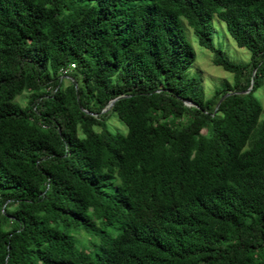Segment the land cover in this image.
Listing matches in <instances>:
<instances>
[{"label": "trees", "instance_id": "trees-1", "mask_svg": "<svg viewBox=\"0 0 264 264\" xmlns=\"http://www.w3.org/2000/svg\"><path fill=\"white\" fill-rule=\"evenodd\" d=\"M263 81L264 0H0V264H264Z\"/></svg>", "mask_w": 264, "mask_h": 264}, {"label": "rangeland", "instance_id": "rangeland-1", "mask_svg": "<svg viewBox=\"0 0 264 264\" xmlns=\"http://www.w3.org/2000/svg\"><path fill=\"white\" fill-rule=\"evenodd\" d=\"M188 36L192 43V48L195 53L194 60L188 68L190 73H197L200 77L201 86L205 97H208L213 92V88L224 84H231L232 73L224 70L221 66L212 62L213 53L210 50L202 47L198 41L197 36L188 27ZM213 43L214 48H218L228 60L236 62H244L250 59V52L247 48L236 44L235 40L228 33L225 24L217 19H213ZM66 81V80H65ZM264 82V81H263ZM66 83V82H64ZM30 93V89H24L17 94L14 100H17L20 104L25 103L26 98ZM255 95L258 98L260 106H262V118H264V84H261L255 91ZM115 127L123 128L115 120L110 121Z\"/></svg>", "mask_w": 264, "mask_h": 264}, {"label": "built area", "instance_id": "built-area-1", "mask_svg": "<svg viewBox=\"0 0 264 264\" xmlns=\"http://www.w3.org/2000/svg\"><path fill=\"white\" fill-rule=\"evenodd\" d=\"M73 66H74V62H70L69 65L66 68L61 69V74H65Z\"/></svg>", "mask_w": 264, "mask_h": 264}, {"label": "water", "instance_id": "water-1", "mask_svg": "<svg viewBox=\"0 0 264 264\" xmlns=\"http://www.w3.org/2000/svg\"><path fill=\"white\" fill-rule=\"evenodd\" d=\"M227 93H230V92H226V93H224L222 96H221V98H220V100L225 96V95H227ZM113 99H110L109 101H108V105H110L111 104V101H112ZM219 101V100H218ZM187 102V101H186ZM107 105V106H108Z\"/></svg>", "mask_w": 264, "mask_h": 264}, {"label": "clouds", "instance_id": "clouds-1", "mask_svg": "<svg viewBox=\"0 0 264 264\" xmlns=\"http://www.w3.org/2000/svg\"><path fill=\"white\" fill-rule=\"evenodd\" d=\"M70 63V62H69Z\"/></svg>", "mask_w": 264, "mask_h": 264}]
</instances>
